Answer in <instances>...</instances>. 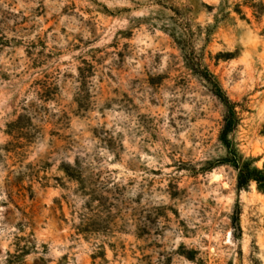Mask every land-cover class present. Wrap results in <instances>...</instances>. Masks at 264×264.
<instances>
[{
  "label": "rangeland",
  "instance_id": "374dc122",
  "mask_svg": "<svg viewBox=\"0 0 264 264\" xmlns=\"http://www.w3.org/2000/svg\"><path fill=\"white\" fill-rule=\"evenodd\" d=\"M186 28L263 167L264 0H0V264H264Z\"/></svg>",
  "mask_w": 264,
  "mask_h": 264
},
{
  "label": "trees",
  "instance_id": "16d2710c",
  "mask_svg": "<svg viewBox=\"0 0 264 264\" xmlns=\"http://www.w3.org/2000/svg\"><path fill=\"white\" fill-rule=\"evenodd\" d=\"M188 37L185 36L179 42L182 50V56L186 61L189 69L206 83L208 88L216 95L225 105L226 113L224 116V126L221 132L220 139L225 144L230 157V164L238 171V187L240 189L247 188L252 182H255L257 189L264 193V164L263 167L254 165L252 159L243 160L234 148L232 141L229 139V133L235 129L238 124V116L235 110V104L225 94L220 86L216 75L209 69L203 62L204 54L198 52L192 45L190 40L191 29L186 28ZM207 37L209 36L210 29H206ZM208 39V38H207Z\"/></svg>",
  "mask_w": 264,
  "mask_h": 264
},
{
  "label": "bare ground",
  "instance_id": "6f19581e",
  "mask_svg": "<svg viewBox=\"0 0 264 264\" xmlns=\"http://www.w3.org/2000/svg\"><path fill=\"white\" fill-rule=\"evenodd\" d=\"M218 178H219V177H218V176H216V177L214 178V180H218Z\"/></svg>",
  "mask_w": 264,
  "mask_h": 264
}]
</instances>
